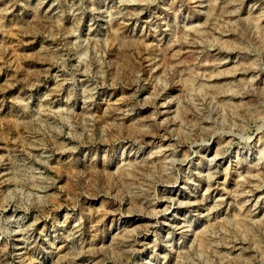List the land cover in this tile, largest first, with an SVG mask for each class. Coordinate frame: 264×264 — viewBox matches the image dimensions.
Returning <instances> with one entry per match:
<instances>
[{"label": "rangeland", "instance_id": "obj_1", "mask_svg": "<svg viewBox=\"0 0 264 264\" xmlns=\"http://www.w3.org/2000/svg\"><path fill=\"white\" fill-rule=\"evenodd\" d=\"M0 264H264V0H0Z\"/></svg>", "mask_w": 264, "mask_h": 264}]
</instances>
